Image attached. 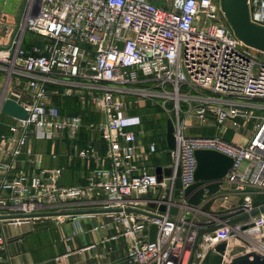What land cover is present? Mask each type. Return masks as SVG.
<instances>
[{
    "label": "built area",
    "instance_id": "1",
    "mask_svg": "<svg viewBox=\"0 0 264 264\" xmlns=\"http://www.w3.org/2000/svg\"><path fill=\"white\" fill-rule=\"evenodd\" d=\"M248 5L251 20L264 26V0H248ZM13 33L9 43L0 42L9 46L0 48L3 98L16 96L27 116H12L11 134L4 137L15 146L8 160H0V222L18 225L49 217L43 213L101 208L122 225L120 235L128 240V257L136 264H201L217 243L230 244L240 233L252 238L255 229L264 252V212L245 220L253 224L247 231L240 229L241 221L199 235L200 229L264 206L253 203V195H264V52L236 36L221 0H27ZM67 98L81 104L80 113L67 111ZM131 99L158 103L173 115L174 172L161 182L140 158L154 154L156 144L144 147L143 118L130 112ZM91 111L100 118L87 121L83 115ZM187 116L202 125L214 120L223 131L253 123V133L244 144L222 134H188ZM83 130L103 142L107 165L95 168L87 185L59 186L62 168L43 167L30 142L69 138L74 154L96 156L93 140L83 147L77 142ZM197 150L218 151L233 164L224 178L228 192L207 194L194 207L183 199L174 202V192L178 168L183 188L195 183ZM21 156L28 170L16 172ZM157 188V195L169 196L161 218L127 210ZM230 191L243 198L227 208ZM88 193L102 195L91 199ZM210 199L211 209L203 210ZM173 205L179 207L175 215ZM114 208L121 210L108 211ZM152 224L159 226L155 241L149 240Z\"/></svg>",
    "mask_w": 264,
    "mask_h": 264
},
{
    "label": "crops",
    "instance_id": "2",
    "mask_svg": "<svg viewBox=\"0 0 264 264\" xmlns=\"http://www.w3.org/2000/svg\"><path fill=\"white\" fill-rule=\"evenodd\" d=\"M22 1L0 0V15L3 22V26L0 28V42L3 44L9 43L16 28L18 11ZM5 28L9 29L8 33L4 31ZM5 88V77L0 73V94ZM78 111L76 113H80L81 109ZM83 116L87 121L100 118L92 111ZM185 120L188 124L186 129L188 134H222L227 139L240 144L247 143L253 133V123L243 125L238 130L228 126V129L223 131L216 126L214 120H210L206 125H202L193 116H187ZM12 122V116L3 114L0 111V160H8V153L15 146V142L4 138L11 134L9 125ZM89 139L95 142L96 156L86 158L74 154V142L69 138L58 140L35 139L30 142V145L37 153L41 154V165L43 167L62 168V175L57 184L62 187H70L87 185L93 170L101 165H107V160L104 158L105 146L96 133L83 130L77 142L83 147ZM144 139L145 137L142 139V143L146 142ZM144 147L146 148V144H144ZM53 153L58 154V157L53 158ZM154 157L159 159V164L151 163V158ZM140 158L153 170L158 166H169L171 163L170 155L163 152H158L156 156L142 154ZM15 167L16 172L28 170L25 156H21L16 160ZM227 190L226 186L221 187V192H228ZM158 191L157 188L146 195L137 197L136 208L148 209L147 201L143 198L155 197ZM96 195L101 196L102 194L88 193L86 198L96 199L94 198ZM242 198V195L231 192L225 206L227 208L237 206L242 202ZM214 208L216 210L218 204ZM108 223L109 226L101 227V225ZM96 227L97 229H95ZM121 229L122 225L116 223L112 215L104 212L49 216L18 225L1 221L0 235L4 238V241L0 243V264H136L128 257L129 243L125 237L120 235L119 231ZM240 234L245 238L247 237L243 233ZM250 235L252 238L247 237V239L251 240L254 245L253 248L258 249L256 236L254 234ZM239 243V240L233 238L229 247ZM228 254L229 250H227L225 257L230 260Z\"/></svg>",
    "mask_w": 264,
    "mask_h": 264
},
{
    "label": "water",
    "instance_id": "3",
    "mask_svg": "<svg viewBox=\"0 0 264 264\" xmlns=\"http://www.w3.org/2000/svg\"><path fill=\"white\" fill-rule=\"evenodd\" d=\"M27 0H23L17 18L16 28L13 33L15 36L23 16L24 8ZM221 9L224 15L235 32L236 36L242 40L246 45L264 52V26L254 23L250 18V10L248 5V0H221ZM0 48H9L2 47ZM0 105H2L1 112L3 114L25 118L27 116L26 110L20 104V99H18L13 94H10L6 99L0 98ZM175 127L174 122L171 118L167 120L166 128V140L169 150H173L176 147L175 138ZM196 157L198 160V166L196 169L195 183L190 186L183 188L181 180V169L178 168L176 178H175V192H174V202L178 200H184L189 206L198 207L202 204L203 199L207 194H216L221 190L224 184V178L229 172L233 164V159L223 153L214 150H197ZM158 176V180L161 182L164 178H169L173 176L172 166H158L155 169ZM249 190H252L250 187ZM168 191V190H167ZM147 201L148 209L141 208H127L128 211L137 212L144 214L149 217L161 218V213L167 210V203L169 196L165 195L160 197V194L152 198H143ZM179 203V202H178ZM214 204V200L210 199L206 202L202 209L209 211ZM121 209L114 208L108 211H118ZM107 210L101 208H87V209H74L65 210L59 212H48L43 213L44 216H60V215H81L89 213H99ZM179 211L177 205H173L170 208V212L175 215ZM264 212V206L253 210L251 213H246L237 217L235 219H230L226 222H221L213 225L207 229H200L199 235H203L208 232H213L220 229L226 225H232L243 221L240 226L242 231H247L252 223L246 222L245 220ZM159 226L157 224H152L150 226V241H155L157 237ZM255 230H251L250 233L255 234ZM234 234V232H231ZM236 238L240 241L239 244L229 247L228 241H221L215 245L214 248L209 249L202 260L201 264H264V252L253 248L252 243L237 235ZM261 242L264 244V237L261 238ZM229 250V261L225 260V254Z\"/></svg>",
    "mask_w": 264,
    "mask_h": 264
},
{
    "label": "rangeland",
    "instance_id": "4",
    "mask_svg": "<svg viewBox=\"0 0 264 264\" xmlns=\"http://www.w3.org/2000/svg\"><path fill=\"white\" fill-rule=\"evenodd\" d=\"M6 90V88L5 90L3 89L2 94H0V97H3L5 95ZM128 102L134 107V109L130 110V112L140 114L143 118V128L145 130L146 135L144 139L146 142L144 144H146V146L149 144V142H154L156 144V152H154V154L152 155L156 156L158 152L166 153L165 147L167 145V120L168 118H171L173 120V115L168 113L160 104L149 100L131 99ZM78 105L81 104H75L72 102V104H69V106L67 105V111L69 113L79 112L78 110L80 108ZM154 160V158H151V163H154Z\"/></svg>",
    "mask_w": 264,
    "mask_h": 264
},
{
    "label": "trees",
    "instance_id": "5",
    "mask_svg": "<svg viewBox=\"0 0 264 264\" xmlns=\"http://www.w3.org/2000/svg\"><path fill=\"white\" fill-rule=\"evenodd\" d=\"M30 37H31V35H29L28 38L25 40V43H24L25 47H29V45H30ZM72 102L75 103V104L77 103L75 99H72V98L65 99V103H66L65 105L69 106V104H72ZM165 148H166L165 152L170 155V150H169L167 145H166ZM154 159L155 160H154L153 164L157 165V164L160 163L159 159H157L156 157H154ZM253 203H254V205L256 207L263 206L264 205V195H253Z\"/></svg>",
    "mask_w": 264,
    "mask_h": 264
},
{
    "label": "bare ground",
    "instance_id": "6",
    "mask_svg": "<svg viewBox=\"0 0 264 264\" xmlns=\"http://www.w3.org/2000/svg\"><path fill=\"white\" fill-rule=\"evenodd\" d=\"M240 235V234H239ZM240 236H242L243 238H245V236H243V235H240ZM247 238V237H246ZM249 240V239H248ZM250 242H251V240H249ZM252 245H253V243H252ZM254 246V245H253Z\"/></svg>",
    "mask_w": 264,
    "mask_h": 264
}]
</instances>
